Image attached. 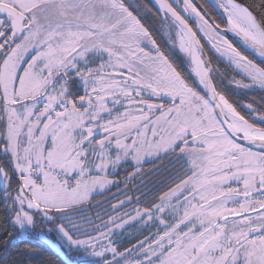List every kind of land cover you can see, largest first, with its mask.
I'll return each instance as SVG.
<instances>
[{
	"label": "snow or ice",
	"instance_id": "snow-or-ice-1",
	"mask_svg": "<svg viewBox=\"0 0 264 264\" xmlns=\"http://www.w3.org/2000/svg\"><path fill=\"white\" fill-rule=\"evenodd\" d=\"M155 3L154 34L124 0H0V242L27 264L33 239L82 254L68 264H264V110L221 91H264V11L217 0L241 48L192 0ZM161 154L176 166L143 203L112 179ZM131 224L150 230L121 250Z\"/></svg>",
	"mask_w": 264,
	"mask_h": 264
},
{
	"label": "trees",
	"instance_id": "trees-1",
	"mask_svg": "<svg viewBox=\"0 0 264 264\" xmlns=\"http://www.w3.org/2000/svg\"><path fill=\"white\" fill-rule=\"evenodd\" d=\"M125 4L129 6V9L133 12L134 15H138L139 18L145 23L150 30L155 34L161 30V20L162 17L157 13V11L153 8L151 3L148 0H124ZM190 25L194 27V22L189 20ZM225 38L229 39L233 44L237 47H241L235 40L225 36ZM167 51V46H164ZM242 48V47H241ZM205 52L209 55L207 49L205 48ZM251 55V54H250ZM210 56V55H209ZM174 57L176 58L177 65L187 70L186 64L183 63L184 57L182 54L175 52ZM257 59L256 57H254ZM211 59H213V66L219 70H223L227 77L238 76L233 72L232 68L228 66V63L222 59H219L216 55H212ZM258 60V59H257ZM232 94L234 95L233 91ZM258 93H254L257 96ZM262 95V94H261ZM246 96V95H245ZM248 97V96H247ZM234 98L243 101L244 103H255L257 99L246 98L243 95H236ZM256 98V97H255ZM254 100V101H253ZM230 101H233L230 99ZM176 166V161L167 155H163L158 157L157 159L144 163L142 166V172L139 176L135 177L132 181H127V172L124 171L128 166L124 165L120 170L119 174L115 176V180L125 181L128 184V193L127 195L132 196L133 200L136 196L142 197L143 203V193L146 190L158 191L162 186V183L165 182V178L172 171V169ZM118 188L122 190L124 188V183L119 184L118 187H111L109 191L103 193V195H95L92 198L91 203L95 205L98 201L106 200L110 196H114L117 193ZM124 193L121 191L119 199L124 198ZM115 200L109 201V203H114ZM107 205H101V208H106ZM129 208L135 207V204L128 205ZM100 211L98 208H90V214H95ZM0 215H2V197H0ZM11 231V228H8ZM3 233L0 232V241L3 240ZM143 235H147V230L142 228L135 227L134 225L126 227L123 232L119 234L116 239L118 241H122V243L118 244V246L123 250L124 247L129 245V241L132 243L136 242L137 238H142ZM50 239L54 240V236ZM33 247H39L40 256H37L33 260V264H39L41 261L51 260L52 264H63L58 257L46 246L41 244V242L32 240ZM24 250V244L13 239L7 245L0 242V264H27V256L21 255ZM71 260L74 261V258L77 256V252H68L65 253Z\"/></svg>",
	"mask_w": 264,
	"mask_h": 264
},
{
	"label": "flooded vegetation",
	"instance_id": "flooded-vegetation-1",
	"mask_svg": "<svg viewBox=\"0 0 264 264\" xmlns=\"http://www.w3.org/2000/svg\"><path fill=\"white\" fill-rule=\"evenodd\" d=\"M209 1V0H208ZM208 1L206 0H197V2L199 3V5L204 9V11L207 13V15L212 19V21L214 23H219L221 25V29H225L226 28V24L225 22L222 20L221 16L219 15L217 9L212 5L210 4ZM216 7H218V5H215ZM220 9V8H219ZM222 10V9H221ZM223 11V10H222ZM223 35V34H222ZM224 36V35H223ZM225 37V36H224ZM206 56L207 58H210V56L206 53ZM215 67V66H214ZM218 72L222 75L223 77V85H227V81L228 79L234 77L233 75H231L230 77H227L225 72L223 70H219L217 69ZM215 75V74H214ZM237 75V74H236ZM237 78H240V76H235ZM216 80L217 82L219 83L220 80H221V77L220 76H217L216 77ZM229 88H231V92H229V90L223 86H221V91H225L226 93L229 94V99H232L234 102H237V105H240V104H246L244 103L243 101H240L239 99L237 98H234L236 95L240 96V95H243L244 97L246 98H251L252 99H257V101L255 103L252 104V102H250L253 107H255L258 111H261V110H264V91H261L259 89H253V90H244V89H236L234 86H229ZM232 91L234 93V95L232 94ZM254 93H258L257 96L254 95ZM262 94V95H261ZM246 95V96H245ZM248 96V97H247ZM256 97V98H255ZM253 100V101H254ZM248 103V102H247ZM238 110H241L242 111V114H245L247 115L248 113L243 111L242 109H239L238 107Z\"/></svg>",
	"mask_w": 264,
	"mask_h": 264
},
{
	"label": "water",
	"instance_id": "water-1",
	"mask_svg": "<svg viewBox=\"0 0 264 264\" xmlns=\"http://www.w3.org/2000/svg\"><path fill=\"white\" fill-rule=\"evenodd\" d=\"M151 5L153 6V8L157 11L158 13V5H156L155 0H148ZM207 1V0H206ZM192 2L194 3L195 6H197V8L206 15V18H208L210 21H212V19L207 15V13L204 11V9L199 5V3L197 2V0H192ZM209 2V1H208ZM239 3L243 4V5H247L249 6L255 13L256 15L259 17L262 13V10L260 8V2L261 0H238ZM210 3V2H209ZM211 4V3H210ZM215 7V6H214ZM216 8V7H215ZM219 15L221 16L222 20L225 22L226 24V28L227 29V17L226 15L223 13V11L219 8H216ZM213 22V21H212ZM225 29H220L221 34H223L224 36H227L233 40H235L241 47V41L239 40V38L232 34L231 32L225 30ZM207 58V56H206ZM257 59H259L258 57H256ZM41 242V244H43L44 246H46L48 249H50L57 257L58 259L63 263V264H68L69 261H73L71 260L64 252L59 251L58 249H56L55 247H53L50 244H45L43 241H39ZM59 252V254H57Z\"/></svg>",
	"mask_w": 264,
	"mask_h": 264
},
{
	"label": "rangeland",
	"instance_id": "rangeland-1",
	"mask_svg": "<svg viewBox=\"0 0 264 264\" xmlns=\"http://www.w3.org/2000/svg\"><path fill=\"white\" fill-rule=\"evenodd\" d=\"M175 6V5H174ZM189 20H191L192 22H194V27H195V18L194 17H190L189 18ZM227 39V38H226ZM229 40V39H228ZM230 41V40H229ZM206 49H207V51H208V53H209V55H210V58L212 57V55H216L217 57H218V55L214 52V50H212L209 46H207L206 45V47H205ZM212 60V63H213V59H211ZM223 60V59H222ZM225 62H227L226 60H224ZM235 77V76H234ZM236 79H240V78H237V77H235ZM164 154H161L160 156H163ZM159 156V157H160ZM155 159H157V157H151V158H149L148 160H147V162H150V161H153V160H155ZM147 162H145V163H147ZM112 179H115L114 177H112ZM111 188V187H110ZM132 225H134L135 227H138V228H140V230L143 228L142 227V225H139V224H131V225H129V226H132ZM144 229H146L147 230V233H148V231L150 230L149 228H144ZM78 254H77V256H75V257H72V258H74V261H79L80 260V257L82 256V254L81 253H79V252H77Z\"/></svg>",
	"mask_w": 264,
	"mask_h": 264
},
{
	"label": "bare ground",
	"instance_id": "bare-ground-1",
	"mask_svg": "<svg viewBox=\"0 0 264 264\" xmlns=\"http://www.w3.org/2000/svg\"><path fill=\"white\" fill-rule=\"evenodd\" d=\"M208 1V0H207ZM210 2H212L211 4L213 5V6H215V5H218V3H217V0H209ZM216 7V6H215ZM216 8H219V6L218 7H216ZM224 13V12H223ZM229 32H231V31H229ZM232 34H234L233 32H231ZM235 35V34H234Z\"/></svg>",
	"mask_w": 264,
	"mask_h": 264
}]
</instances>
